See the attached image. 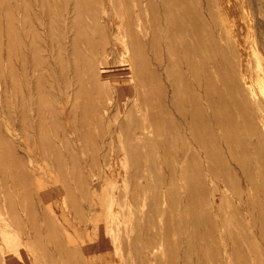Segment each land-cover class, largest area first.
Segmentation results:
<instances>
[{
    "label": "rangeland",
    "instance_id": "374dc122",
    "mask_svg": "<svg viewBox=\"0 0 264 264\" xmlns=\"http://www.w3.org/2000/svg\"><path fill=\"white\" fill-rule=\"evenodd\" d=\"M263 123L264 0H0V264H264Z\"/></svg>",
    "mask_w": 264,
    "mask_h": 264
},
{
    "label": "bare ground",
    "instance_id": "6f19581e",
    "mask_svg": "<svg viewBox=\"0 0 264 264\" xmlns=\"http://www.w3.org/2000/svg\"><path fill=\"white\" fill-rule=\"evenodd\" d=\"M186 3V2H185ZM252 3H253V0H252ZM210 4V3H209ZM188 5V4H187ZM171 10V9H170ZM255 12V11H254ZM192 14V13H191ZM255 15V14H254ZM257 16V15H256ZM194 19V18H193ZM212 19V18H211ZM212 21V20H211ZM214 21H215V19H214ZM194 23V22H193ZM200 23V22H199ZM192 24V23H191ZM178 25V24H177ZM198 25V24H197ZM225 26V25H224ZM258 26H260V24L258 25ZM257 26V27H258ZM194 27H196V26H194ZM201 27V26H200ZM197 28V27H196ZM262 29V28H261ZM131 41V40H130ZM162 44V43H161ZM160 44V45H161ZM235 53V52H234ZM173 57V56H172ZM252 63V62H251ZM224 64V63H223ZM226 64V63H225ZM218 66H216V68H217ZM226 69H227V67H226ZM229 70H230V68H229ZM228 70V71H229ZM233 71V70H232ZM249 71V70H248ZM234 73V72H233ZM208 83V82H207ZM216 84V83H215ZM207 88V87H206ZM218 89H221V88H218ZM222 90V89H221ZM203 93V92H202ZM206 93V92H205ZM210 93V92H209ZM214 94V93H213ZM227 96V95H226ZM233 96V95H232ZM228 97V96H227ZM223 98V97H222ZM231 98V97H230ZM205 100V99H204ZM216 105V104H215ZM157 107H159V106H157ZM230 107H231V105H230ZM221 109V108H220ZM228 109V108H227ZM235 109V108H234ZM214 113V112H213ZM189 116V115H188ZM226 116V115H225ZM197 117V116H196ZM218 117V116H217ZM224 119V118H223ZM196 120H197V118H196ZM238 125V124H237ZM263 128H264V123H263ZM231 130V129H230ZM114 132V131H113ZM112 133V132H111ZM230 133V132H229ZM113 134H115V133H113ZM219 134V133H218ZM250 135H252L251 134V132H250ZM257 142L259 143L260 142V140L259 139H257ZM194 145V144H193ZM230 145V144H229ZM256 150V153H257V157H258V161L261 163V164H263L264 165V148H262V150L258 147L257 149H255ZM232 151V150H231ZM213 157H214V155H213ZM115 167H113V168H109V169H107L103 174H101V177H97V179L94 181V184L95 185H101L104 181V178L106 177V176H108L109 174H111V173H113L114 171H115ZM167 169V168H166ZM250 171V170H249ZM221 173H222V171H221ZM144 183V182H143ZM92 184V183H91ZM100 187V186H99ZM90 189V188H89ZM93 192V191H92ZM260 193V192H259ZM94 198V197H93ZM91 199H92V197H91ZM205 200H206V198H205ZM210 201V200H209ZM113 202H115V197L113 196L112 198H111V206H110V209L108 210V211H106V213H105V218H107L108 220L109 219H111L112 217H114V216H116V215H118V214H116L117 213V211L114 209V205H113ZM257 204V203H256ZM100 205V204H99ZM239 205V204H238ZM46 206V205H45ZM66 206V205H65ZM240 206V205H239ZM100 207H101V205H100ZM93 208V207H92ZM95 208V207H94ZM100 210H101V208H100ZM103 210V209H102ZM105 210V209H104ZM103 210V211H104ZM254 212V211H253ZM88 212H86V214H87ZM96 213V212H95ZM93 214V213H92ZM103 214V213H102ZM95 215V214H94ZM101 215V214H100ZM88 216V215H87ZM92 217V216H91ZM264 217V216H263ZM102 218V217H101ZM230 220V219H229ZM103 221H104V219H103ZM102 223V222H101ZM111 226H110V224H108L106 227L104 226V228L102 229V236H103V239L101 240V241H103V246H104V250H105V252H106V249L107 248H109V250H111L110 248H111V245H110V239H109V237L107 238V237H104V234H105V231L106 230H108L109 228H110ZM258 228V227H257ZM5 229V228H4ZM236 229V228H235ZM104 230V231H103ZM113 235V234H112ZM71 236V235H70ZM192 237V236H191ZM228 237V236H227ZM73 238V237H72ZM74 239V238H73ZM193 239V238H192ZM227 239V238H226ZM71 241V240H70ZM69 241V242H70ZM255 241V240H254ZM0 242H2V241H0ZM194 242V241H193ZM93 243H91V245H90V247L93 249L94 247H95V245L93 244ZM255 244V243H254ZM1 248V247H0ZM88 248V247H87ZM106 248V249H105ZM251 248H253V250H254V247H251ZM2 249V248H1ZM3 250V249H2ZM1 250V251H2ZM91 250V249H90ZM95 250V249H94ZM104 250H102V251H104ZM113 250V249H112ZM205 250V249H204ZM89 251V250H88ZM92 251V250H91ZM110 252V251H109ZM203 252V251H202ZM5 253V252H4ZM6 253H7V250H6ZM111 253V252H110ZM90 254V253H89ZM104 254V253H103ZM91 255V254H90ZM93 255V254H92ZM107 255V254H106ZM109 255V254H108ZM106 256V258L105 259H107V258H109V257H111V259H109V264H110V261H111V263H113V261H114V258H112V255H110V256ZM3 256V255H2ZM8 256H9V254H8ZM253 255L251 254V257H252ZM253 258V257H252ZM255 258V257H254ZM4 260V259H3ZM91 260V259H90ZM92 261V260H91ZM108 261V260H107ZM116 261V260H115ZM261 261V260H260ZM105 262H106V260H105ZM262 262H264L263 260H262ZM107 263V262H106ZM89 264H90V261H89Z\"/></svg>",
    "mask_w": 264,
    "mask_h": 264
}]
</instances>
